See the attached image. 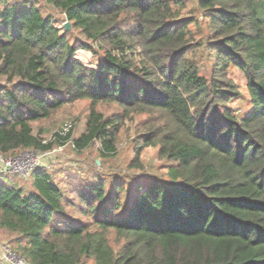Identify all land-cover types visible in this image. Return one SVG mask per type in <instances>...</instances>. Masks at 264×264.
I'll list each match as a JSON object with an SVG mask.
<instances>
[{"label":"trees","instance_id":"obj_1","mask_svg":"<svg viewBox=\"0 0 264 264\" xmlns=\"http://www.w3.org/2000/svg\"><path fill=\"white\" fill-rule=\"evenodd\" d=\"M47 1L68 30L33 1L0 0V155L64 145L72 127L47 143L32 123L86 100L72 147L97 144L100 157L112 156L121 117L96 106L116 104L125 116L158 115L133 141L129 168L140 167L150 146L169 163V178L112 175L63 186L38 167L28 192L0 181V229L18 236L21 258L264 264V0H195L189 12L186 0ZM80 51L96 57L94 67ZM233 100L247 108L239 112Z\"/></svg>","mask_w":264,"mask_h":264},{"label":"rangeland","instance_id":"obj_2","mask_svg":"<svg viewBox=\"0 0 264 264\" xmlns=\"http://www.w3.org/2000/svg\"><path fill=\"white\" fill-rule=\"evenodd\" d=\"M28 1L35 2L41 9L43 16L51 17L57 26L63 28V16L49 1ZM186 4L188 12L195 9V0H186ZM187 10L184 13H186ZM77 34V31H73L70 35L75 36ZM77 57L83 64L91 67L95 66L96 57L88 52L80 51L77 53ZM230 78L236 84L241 97L246 98L247 93L245 91V83L242 76L236 70H231ZM0 83H3V81L0 80ZM230 106L239 110V112L247 108L244 101L236 100H233ZM88 108V101H76L56 110L49 118L32 123L33 134L39 135L43 141L47 143L54 141V133L63 129L66 124H70L72 127L71 139L64 145H55L53 150L49 151V154L45 156V153L34 150H18L13 154L0 155L4 159H10L13 164H16V166L20 168V170H16V168L11 167L9 170H4L0 165V181L5 180L17 188H21L25 192H28L30 190L31 173L38 167L45 168L51 173L53 179L63 186H68L71 182H76L77 184H79L80 181L89 182L93 181L95 178H100L108 182L112 175L135 176L145 174L163 180L169 178L167 175L169 163L159 158L157 149L154 147L149 146L142 151L139 157L140 167L129 168V164L134 158L133 141L138 135L143 133V124L147 123L149 120L158 118L156 114L143 115L131 113L125 116L122 109L116 104H98L96 110L105 117H109L113 114L121 117L122 127L116 138V153L105 158L100 157L97 152V144L83 151L73 149L71 141L72 139H76L84 131ZM163 123L164 120L162 119L155 121V124H160L159 126ZM73 216L79 218L78 215ZM109 239L114 246V236L110 235ZM20 245L17 235L0 229V264H8L2 257L1 246L9 248L11 260H17L21 258L19 254ZM83 264L92 263L86 261Z\"/></svg>","mask_w":264,"mask_h":264},{"label":"built area","instance_id":"obj_3","mask_svg":"<svg viewBox=\"0 0 264 264\" xmlns=\"http://www.w3.org/2000/svg\"><path fill=\"white\" fill-rule=\"evenodd\" d=\"M70 128H71V125H70V124H66V125L64 126V128L62 129V131L60 132V135H61V136H64V135L68 132V130H69ZM46 154H49V152H46V153L44 154V156H45ZM0 165L2 166V168H3L4 170H9V168H11V167L16 168V170H20L19 166H16V164H13V162H12L10 159H4V158L1 157V156H0ZM1 250H2V252H1L2 257L5 259V261L8 262V264H27V263L25 262V260L22 259V258H19V259H17V260H11V259H10V251H9V248H8V247H6V246H1ZM7 262H6V263H7Z\"/></svg>","mask_w":264,"mask_h":264},{"label":"water","instance_id":"obj_4","mask_svg":"<svg viewBox=\"0 0 264 264\" xmlns=\"http://www.w3.org/2000/svg\"><path fill=\"white\" fill-rule=\"evenodd\" d=\"M63 28H64L65 30H68V29H69V24L65 22V23L63 24Z\"/></svg>","mask_w":264,"mask_h":264}]
</instances>
